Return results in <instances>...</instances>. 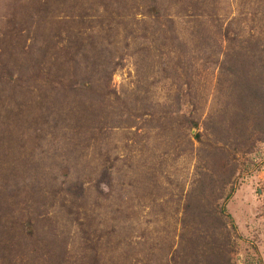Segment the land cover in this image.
Masks as SVG:
<instances>
[{
  "label": "rangeland",
  "instance_id": "374dc122",
  "mask_svg": "<svg viewBox=\"0 0 264 264\" xmlns=\"http://www.w3.org/2000/svg\"><path fill=\"white\" fill-rule=\"evenodd\" d=\"M261 91L264 0H0V179L37 201L55 263L177 264L219 171L218 264H264ZM18 216L0 213V264L36 262Z\"/></svg>",
  "mask_w": 264,
  "mask_h": 264
},
{
  "label": "trees",
  "instance_id": "16d2710c",
  "mask_svg": "<svg viewBox=\"0 0 264 264\" xmlns=\"http://www.w3.org/2000/svg\"><path fill=\"white\" fill-rule=\"evenodd\" d=\"M152 7L154 6H151V8ZM155 13L158 15L157 11ZM166 35L174 36L171 34ZM241 57L244 61V57L242 55ZM233 61H236L237 64L243 62L240 61L238 56H236ZM263 96L264 93L261 91L262 99ZM190 123L193 127L199 129V123L197 121L191 119ZM211 133H215L221 139H224L223 128L219 125H213ZM195 137L200 139L199 131L196 133ZM231 137H233V140L230 141V143L239 145L234 136ZM14 148L15 147H13V149ZM9 151H11L10 148ZM218 172L219 171L209 173L208 175L205 174V176L209 177L208 180L201 181L199 187L195 189L196 194H193L192 199L187 201L188 208L194 207L195 212L187 223L183 221V226H188L189 223L193 224L194 227L191 232L194 233L195 230L197 236L191 243L190 237L185 238L187 242L180 246L181 249L179 250H181V252L179 256L176 257L178 258L177 264H192L196 259L205 260L206 263L203 264H218L217 259H220L222 255L233 250L234 241L231 235L234 233L235 225L225 206L226 197L220 200L218 195L221 193L222 186L226 182L224 179H217L222 176V172L219 174ZM7 187V184L0 179V213L4 210L12 209L15 212L19 211L21 216H18V218H25L27 216L26 227H28L26 228V233L30 237L29 242L36 253L35 264H60V259L59 263H55L52 255L46 254L47 245H51L53 242L50 239L47 241L40 240L35 234L31 219L36 217L34 210L37 207V201L33 197L18 198L14 197L15 193L6 194L5 190ZM11 217V215L7 216L8 219ZM221 218L227 221V223L223 224ZM202 240H205V242ZM61 259H63L66 264H84L87 261L82 260L79 262V258L76 257V262L71 263L69 258L64 255L63 257L61 256ZM92 263V259H90L88 264ZM61 264H63V261Z\"/></svg>",
  "mask_w": 264,
  "mask_h": 264
}]
</instances>
